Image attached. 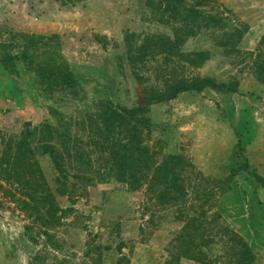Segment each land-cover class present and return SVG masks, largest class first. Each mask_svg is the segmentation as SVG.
Here are the masks:
<instances>
[{
	"label": "rangeland",
	"instance_id": "rangeland-1",
	"mask_svg": "<svg viewBox=\"0 0 264 264\" xmlns=\"http://www.w3.org/2000/svg\"><path fill=\"white\" fill-rule=\"evenodd\" d=\"M185 4L205 20L186 24L163 4L156 11L145 0H0V163L5 153L11 163H2L6 172L0 177V264H40L34 260L39 253L46 256L43 264H55L54 257L68 264H231L241 243L253 253V264H264V189L239 170L247 160L264 178V86L253 73L264 39V0ZM127 35L132 49L147 36L179 39L178 55L194 60L189 55L203 53L204 61L187 65L179 56L158 54L134 63ZM8 57L12 67L1 63ZM48 59L67 64L78 83L75 93L48 94L36 74ZM208 77L217 83L237 80L238 93L206 88L154 99L166 95L176 79ZM104 105L116 111L147 108L128 119L154 166L168 156L183 158L177 170L187 193L182 201L160 205L146 181L132 190L114 179L106 163L118 148L101 135ZM45 124L58 150L68 138L78 152L80 163L66 165L65 186L41 150L40 134L29 136ZM123 136L114 140L125 142ZM24 137L31 149L27 157L15 145ZM39 172L57 215L64 213L55 228L36 219L35 207L43 213L48 205L30 201L28 187L14 182L19 177L36 184ZM43 229L60 242V251Z\"/></svg>",
	"mask_w": 264,
	"mask_h": 264
},
{
	"label": "trees",
	"instance_id": "trees-1",
	"mask_svg": "<svg viewBox=\"0 0 264 264\" xmlns=\"http://www.w3.org/2000/svg\"><path fill=\"white\" fill-rule=\"evenodd\" d=\"M145 2L150 8H155V6H157V8H155L156 11L161 10L163 4V9L168 10L173 18L180 16L186 24H190L192 22L196 23L200 21V19L205 20L206 18V16L202 15V13L196 10L195 7L187 6L185 4V0H145ZM201 4L202 2L198 5ZM181 12H183L184 15ZM206 21H209V19ZM129 37L130 36L128 35L125 37V42L128 45V54H135V57L133 56L134 63L143 64L148 60V58L158 54H164L166 59L175 57V55L179 56L187 65H198L197 63L200 64L204 61L203 53L189 55L193 56L194 60H191L188 57L184 58L183 55H178L177 53L181 43L179 39L172 40L162 36H147L143 39V42L140 45L132 49ZM132 37L134 38V36ZM51 40H54V38L48 39L47 43L50 44ZM30 45L35 46L36 43L31 42L28 46ZM261 46L262 48L258 51L259 54L257 53V59L253 64V73L256 76V81L264 86V39L261 42ZM21 57H23V59L26 58V53H23ZM48 60L49 62L46 61L45 64L39 66V70H36V74L40 78L44 87H46L48 94L50 93L49 95H53V93H56V91H54L56 89L61 92L68 91L70 93H75L78 83L74 74L69 70L67 64L65 62L57 64L54 63L53 59ZM13 61V58L8 57L3 58L1 63L12 67ZM238 87L239 83L237 80H233L228 83H217L210 77L190 82L183 81L182 79H176L175 84L167 90L166 95L157 94L154 99L156 102H161L163 99H174L179 93L186 91L201 93L206 88L226 92L228 94H237ZM146 110L147 108L144 106L133 109L120 108L119 111H116L109 105L102 106L100 110L101 125L103 127L101 135L105 139L104 142L108 144L109 147L118 148L115 153L113 152V156L110 161L106 163V166L114 171L113 177L115 180L126 183L130 189H135L133 187H138L141 181L144 180L147 182L149 194L151 193L152 196L155 195V200H157L160 205L174 206L178 202L182 201V199H184L187 195L184 188H182L180 184L182 181L177 173L178 168L181 167L183 158L181 156H168L163 164L154 166L152 157L148 154V149L141 146L139 142V133L128 119V117L136 116ZM35 133L40 134L38 143L41 146V150L43 153L49 155L58 176L62 179V181L57 180V183L59 184L61 182L60 184L65 186L69 182L70 178L68 170H66L67 163L73 161H76L74 163H80L79 161L77 162V159H75V154H78L76 148L73 146L70 148V145H72L71 141L68 138H62V147L58 150L51 142L54 139V133L51 130V127L47 124H45L42 128L36 129L34 133L28 134L29 136H32L36 135ZM123 135H125L127 139L125 142H121L119 139L118 141L114 140L115 136L123 138ZM113 140L117 142H113ZM12 145H14V142L13 140H10L8 142L9 152L11 151ZM15 145L19 155L27 157V155L31 153L29 140L27 138H20ZM237 148L242 150L241 143L239 141L237 142ZM8 154L5 153V156L1 160L0 177H3L2 174L5 175L6 172V166L2 167V163L8 166L11 164ZM67 158L72 161H66ZM16 162L20 163L22 161L16 160L15 163ZM34 164L36 165V163L31 165L34 166ZM239 170L249 173L254 180L255 186L257 188L264 189V178L256 174V172L250 170L247 160L242 162L239 166ZM142 171L143 173H141ZM20 176H22L20 177L21 179L26 177L24 173ZM38 176L39 179L36 181V184H31L28 180L20 181L18 180L19 177L17 180H14V182H17L16 184L20 189L22 188L26 190V187H28V192H25V195H27L30 201L35 204L40 203L43 206H45V204L48 205L44 208L43 213H41L38 206L35 207L37 214L36 219L41 221V224H43L44 227L55 228L57 225L61 224L60 215L64 213H62L61 210V214L57 215L60 210L53 205L54 197L51 190L47 186L41 172L38 173ZM73 178L77 180L87 179L84 175L73 176ZM23 205L27 206L29 203L24 201ZM41 233L49 239L48 243L53 246L55 251L61 250L62 247L60 242L53 236H49L46 229H43ZM231 235L235 234L232 233ZM29 240L32 243H37V240L31 236H29ZM239 243H241V240ZM240 245H242L243 250L239 254L232 255L233 257L230 263L253 264L254 255L250 248L243 243ZM44 259H46V256H42L40 253L34 257V260L40 264L45 262ZM53 260L55 261V264H68L67 259L58 260L57 257H54ZM200 261L205 262V259H201Z\"/></svg>",
	"mask_w": 264,
	"mask_h": 264
}]
</instances>
